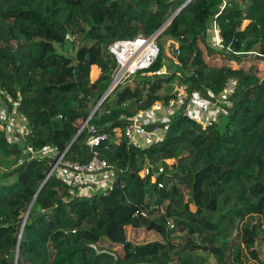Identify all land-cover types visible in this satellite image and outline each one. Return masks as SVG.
<instances>
[{
    "label": "trees",
    "instance_id": "obj_1",
    "mask_svg": "<svg viewBox=\"0 0 264 264\" xmlns=\"http://www.w3.org/2000/svg\"><path fill=\"white\" fill-rule=\"evenodd\" d=\"M4 1L0 88L22 102L27 144L85 164L93 157L90 130L111 133L97 150L116 166V180L105 196L80 194L47 179L49 160L18 165L23 144L0 129V264H15L17 250L18 264H245L244 249L264 259V0ZM184 4L159 36L172 56L158 40L154 64L88 120L117 66L108 45L154 34ZM216 15L222 48L208 42ZM231 77L233 107L218 123L203 129L180 116L161 142L137 148L127 140L121 116L168 102L176 82L219 92ZM150 164L161 174L142 175Z\"/></svg>",
    "mask_w": 264,
    "mask_h": 264
},
{
    "label": "built area",
    "instance_id": "obj_2",
    "mask_svg": "<svg viewBox=\"0 0 264 264\" xmlns=\"http://www.w3.org/2000/svg\"><path fill=\"white\" fill-rule=\"evenodd\" d=\"M224 7L225 3L221 5V10ZM217 16L210 22L208 40L211 41L213 47L222 48L223 38L220 24L216 19ZM165 27L152 35L138 34L134 38L114 40L108 45L107 52L113 55L117 62L109 85V94L118 86L126 83L138 71L146 70L154 64L161 50L158 37ZM254 53L252 55L262 57V54ZM174 59L176 63H179V59L175 55ZM156 73L166 74L167 68L164 67ZM237 84V80L231 77L221 91L215 92L208 89L203 92L191 88L185 82H177L173 90V97L168 102L158 100L150 108L140 110L131 119L124 115L121 116L125 123V136L132 146L144 148L154 142L163 141L175 117L186 116L200 124L203 129L213 126L231 111L232 96L236 93ZM21 106V100L15 99L12 94L0 88V129L7 132L11 142L18 138L23 144L18 165L49 160L51 168L47 179L56 176L79 189L80 194L105 196L114 189L116 166L107 158L102 157L97 150L100 141L111 138V133H99L92 128L86 140L87 146L93 152L92 159L85 164L71 161L65 158L66 151L60 152L50 145L36 150L27 144L32 130L27 117L21 111ZM87 124L85 122L84 128ZM11 137L13 139H10ZM162 171L163 167L157 169L153 164H150L146 165L141 174L152 173L154 176H158ZM159 186L163 188L166 184L161 181Z\"/></svg>",
    "mask_w": 264,
    "mask_h": 264
},
{
    "label": "crops",
    "instance_id": "obj_3",
    "mask_svg": "<svg viewBox=\"0 0 264 264\" xmlns=\"http://www.w3.org/2000/svg\"><path fill=\"white\" fill-rule=\"evenodd\" d=\"M92 69L94 70V73H95V76L92 78V80H95L100 73V69L98 66H93ZM249 220L254 221V223H257L260 227L263 226V219L261 216H253V217H250ZM243 258H244L245 264H264V259L262 257L251 258L249 254L247 253L246 249H244ZM211 264H213V261Z\"/></svg>",
    "mask_w": 264,
    "mask_h": 264
},
{
    "label": "water",
    "instance_id": "obj_4",
    "mask_svg": "<svg viewBox=\"0 0 264 264\" xmlns=\"http://www.w3.org/2000/svg\"><path fill=\"white\" fill-rule=\"evenodd\" d=\"M185 6V4L182 6V7H180L164 24H163V26L162 27H164V26H166V25H168V23L176 16V15H178L179 14V12L181 11V9L183 8ZM161 29V28H160ZM159 29V30H160ZM159 30H157L156 32H158ZM155 32V33H156ZM109 90H110V86L108 87V89L105 91V93L103 94V96H102V98L100 99V101L98 102V104L96 105V107L93 109V112L91 113V115L89 116V118H88V120L91 118V116L94 114V112L99 108V106L103 103V101L107 98V96H108V94H109ZM84 125H85V123L81 126V128H80V130H79V132H78V134L75 136V138H74V140L73 141H75V139L77 138V136L79 135V133L82 131V129L84 128ZM73 141L71 142V144L73 143ZM70 144V145H71ZM45 183V182H44ZM44 185V184H43ZM43 185L41 186V188L43 187ZM40 188V189H41ZM39 192V191H38ZM29 213V212H28ZM28 213L26 214V216H25V218H24V222H23V225H22V228H21V231H20V237H21V235H22V231H23V227H24V224H25V221H26V219H27V217H28ZM18 254H19V251L17 250V254H16V261H15V264H18Z\"/></svg>",
    "mask_w": 264,
    "mask_h": 264
},
{
    "label": "rangeland",
    "instance_id": "obj_5",
    "mask_svg": "<svg viewBox=\"0 0 264 264\" xmlns=\"http://www.w3.org/2000/svg\"><path fill=\"white\" fill-rule=\"evenodd\" d=\"M5 4V1L4 0H0V9H1V7L3 6ZM165 29V28H164ZM162 34V33H161ZM162 38H166V37H159V41L160 40H162V41H165V48H166V53H167V55L170 57L171 55H172V49H173V46H169V40L167 39V40H163ZM208 42L211 44V41H209L208 40ZM212 46V45H211ZM251 56V55H250ZM254 56V55H253ZM252 56V57H253ZM219 58V57H218ZM216 62H220V60L219 59H216L215 60ZM261 62V61H260ZM233 66H239V64L237 65V63L236 62H234L233 61ZM259 73H264V62H261L260 63V71H259ZM91 76H92V78L95 76V73H94V70L92 69V72H91ZM255 81L256 80H258V77L256 78V79H254ZM177 83V82H176ZM10 139H13L12 137L10 138ZM1 170V169H0ZM12 180V178L10 179V181ZM128 231H129V229H128ZM119 250H121V248H118ZM213 261V264H215L214 263V260H212Z\"/></svg>",
    "mask_w": 264,
    "mask_h": 264
}]
</instances>
